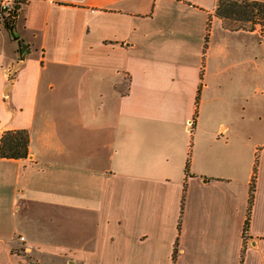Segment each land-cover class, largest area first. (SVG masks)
Returning <instances> with one entry per match:
<instances>
[{
	"label": "crops",
	"instance_id": "crops-1",
	"mask_svg": "<svg viewBox=\"0 0 264 264\" xmlns=\"http://www.w3.org/2000/svg\"><path fill=\"white\" fill-rule=\"evenodd\" d=\"M216 1L16 5L0 136L29 154L0 158V264H264V37Z\"/></svg>",
	"mask_w": 264,
	"mask_h": 264
},
{
	"label": "trees",
	"instance_id": "trees-1",
	"mask_svg": "<svg viewBox=\"0 0 264 264\" xmlns=\"http://www.w3.org/2000/svg\"><path fill=\"white\" fill-rule=\"evenodd\" d=\"M214 15L222 20L224 25L233 30H253L255 26H259L261 29V35L264 37V0H217ZM19 51H26L25 47L22 44ZM28 154L29 134L26 129H13L2 132L0 136V158L23 160L27 158ZM256 166L257 162L256 160H254L246 215L242 226L244 239L247 235L249 227L250 211L253 202L255 186ZM185 172L186 174H188L187 164L185 166ZM184 196L185 188L183 189L180 201V213L182 211L184 203ZM20 251L22 254L29 256L24 249H21Z\"/></svg>",
	"mask_w": 264,
	"mask_h": 264
},
{
	"label": "built area",
	"instance_id": "built-area-1",
	"mask_svg": "<svg viewBox=\"0 0 264 264\" xmlns=\"http://www.w3.org/2000/svg\"><path fill=\"white\" fill-rule=\"evenodd\" d=\"M27 0H0V27L3 25H9L11 19L13 18V12L18 3L26 2ZM18 240L24 242V237L19 236ZM24 249V248H22ZM24 256V259L21 264H36L30 256Z\"/></svg>",
	"mask_w": 264,
	"mask_h": 264
},
{
	"label": "water",
	"instance_id": "water-1",
	"mask_svg": "<svg viewBox=\"0 0 264 264\" xmlns=\"http://www.w3.org/2000/svg\"><path fill=\"white\" fill-rule=\"evenodd\" d=\"M18 46H19V48H20V44L18 43ZM9 84H10V82H9Z\"/></svg>",
	"mask_w": 264,
	"mask_h": 264
}]
</instances>
